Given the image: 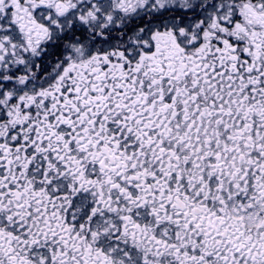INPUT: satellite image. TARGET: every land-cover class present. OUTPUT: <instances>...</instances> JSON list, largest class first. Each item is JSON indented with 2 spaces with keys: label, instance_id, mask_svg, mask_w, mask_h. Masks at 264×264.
<instances>
[{
  "label": "snow or ice",
  "instance_id": "6c2138e0",
  "mask_svg": "<svg viewBox=\"0 0 264 264\" xmlns=\"http://www.w3.org/2000/svg\"><path fill=\"white\" fill-rule=\"evenodd\" d=\"M0 264H264V0H0Z\"/></svg>",
  "mask_w": 264,
  "mask_h": 264
}]
</instances>
